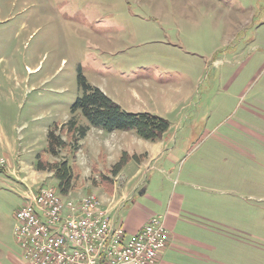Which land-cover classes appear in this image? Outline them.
Segmentation results:
<instances>
[{
	"label": "rangeland",
	"instance_id": "1",
	"mask_svg": "<svg viewBox=\"0 0 264 264\" xmlns=\"http://www.w3.org/2000/svg\"><path fill=\"white\" fill-rule=\"evenodd\" d=\"M79 71L124 111L169 123L174 158L141 169L146 193H130L124 223L184 193L212 231L177 230L208 248L174 249L166 264H264V0H0V264H26L13 235L23 195L55 188L37 155L71 166L68 195L100 203L121 154L137 156L125 182L147 156L133 131L95 128L71 152L64 124ZM54 126L67 143L56 158L45 152Z\"/></svg>",
	"mask_w": 264,
	"mask_h": 264
},
{
	"label": "built area",
	"instance_id": "2",
	"mask_svg": "<svg viewBox=\"0 0 264 264\" xmlns=\"http://www.w3.org/2000/svg\"><path fill=\"white\" fill-rule=\"evenodd\" d=\"M14 220L26 264H156L170 238L161 215L129 235L97 196H61L49 186L24 194Z\"/></svg>",
	"mask_w": 264,
	"mask_h": 264
},
{
	"label": "trees",
	"instance_id": "3",
	"mask_svg": "<svg viewBox=\"0 0 264 264\" xmlns=\"http://www.w3.org/2000/svg\"><path fill=\"white\" fill-rule=\"evenodd\" d=\"M77 89L79 95L70 109L71 117L64 124L73 154L79 149V142L86 137L90 128L106 133L133 131L137 137L149 142L161 140L169 129L168 121L156 115L124 111L102 91L90 85L80 71L77 76ZM77 114L86 121V125L77 123L75 119ZM66 146L67 143L57 127L48 130L45 150L48 155L56 158ZM130 160L136 161L137 156H129L123 152L112 166L111 174L117 176ZM35 168L37 171H47L52 174L56 181L55 189L61 196H66L72 188V168L65 160L43 163L37 155ZM108 191L111 192V186Z\"/></svg>",
	"mask_w": 264,
	"mask_h": 264
},
{
	"label": "crops",
	"instance_id": "4",
	"mask_svg": "<svg viewBox=\"0 0 264 264\" xmlns=\"http://www.w3.org/2000/svg\"><path fill=\"white\" fill-rule=\"evenodd\" d=\"M128 132L129 131H124V133L127 134ZM147 147V156L144 161L136 164V167L138 168L136 172L125 182L124 180L126 179V175L123 173V171L128 164L123 167V169L118 173V176H115L114 178V190L112 191V193H108L110 194V196L101 200V207L103 210H105L111 221H119L120 223H122L127 233H135L148 221L144 216L134 210H132L133 214H129L130 220L127 224L124 223L123 217L120 215V208L123 207L126 202L133 200L130 193H134L136 190H139L141 194L146 193L145 187L142 188V182L138 181V173L142 168H147L152 162H158L160 161V159L168 156L169 160L174 158V156L171 154L172 151L165 150V143L163 142V139L156 142H150ZM167 153L168 156H165ZM116 181L118 182V184L116 183ZM131 183H133V185H131ZM117 190H119V192H117ZM183 195L184 193L171 198L167 203L164 211L160 214L164 218V223L169 231L170 238L167 247L165 248V250H163V252H161L156 264H166L164 262V256H166L168 252L173 251L174 249L178 251L184 250L185 252L192 254V256H197L196 252L198 251L197 249L199 247L208 248L207 245L200 242L199 240L181 234V232L177 230L179 224L185 223L188 226L198 229V234L201 235H205V232L208 234L212 231L208 224H202L200 222H197V220H194V218L204 220L208 216L200 214L194 206H184V203L186 202ZM140 212L144 213L143 210ZM207 222L210 223V221Z\"/></svg>",
	"mask_w": 264,
	"mask_h": 264
}]
</instances>
